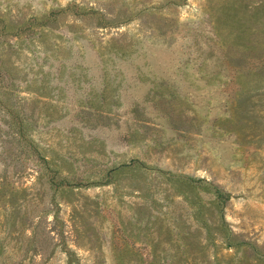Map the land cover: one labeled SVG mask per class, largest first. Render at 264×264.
Here are the masks:
<instances>
[{
	"label": "rangeland",
	"instance_id": "374dc122",
	"mask_svg": "<svg viewBox=\"0 0 264 264\" xmlns=\"http://www.w3.org/2000/svg\"><path fill=\"white\" fill-rule=\"evenodd\" d=\"M0 264H264V0H0Z\"/></svg>",
	"mask_w": 264,
	"mask_h": 264
}]
</instances>
